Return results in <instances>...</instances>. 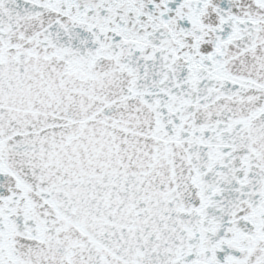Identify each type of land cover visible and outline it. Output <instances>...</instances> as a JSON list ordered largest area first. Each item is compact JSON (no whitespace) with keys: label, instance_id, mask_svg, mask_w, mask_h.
<instances>
[{"label":"snow or ice","instance_id":"6c2138e0","mask_svg":"<svg viewBox=\"0 0 264 264\" xmlns=\"http://www.w3.org/2000/svg\"><path fill=\"white\" fill-rule=\"evenodd\" d=\"M0 264H264V0H0Z\"/></svg>","mask_w":264,"mask_h":264}]
</instances>
